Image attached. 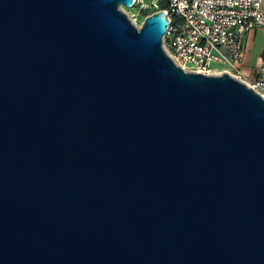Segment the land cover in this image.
Returning <instances> with one entry per match:
<instances>
[{
	"label": "water",
	"instance_id": "obj_1",
	"mask_svg": "<svg viewBox=\"0 0 264 264\" xmlns=\"http://www.w3.org/2000/svg\"><path fill=\"white\" fill-rule=\"evenodd\" d=\"M132 4L0 0V264H264V99Z\"/></svg>",
	"mask_w": 264,
	"mask_h": 264
},
{
	"label": "built area",
	"instance_id": "obj_2",
	"mask_svg": "<svg viewBox=\"0 0 264 264\" xmlns=\"http://www.w3.org/2000/svg\"><path fill=\"white\" fill-rule=\"evenodd\" d=\"M129 10L127 18L137 29L147 17L165 13L169 24L162 47L182 71L227 74L264 99V64L249 83L240 70L246 34L264 30L262 0H133Z\"/></svg>",
	"mask_w": 264,
	"mask_h": 264
},
{
	"label": "crops",
	"instance_id": "obj_3",
	"mask_svg": "<svg viewBox=\"0 0 264 264\" xmlns=\"http://www.w3.org/2000/svg\"><path fill=\"white\" fill-rule=\"evenodd\" d=\"M264 10V0H262ZM264 64V30L256 29L246 34L243 40V61L240 67L246 83L253 81Z\"/></svg>",
	"mask_w": 264,
	"mask_h": 264
},
{
	"label": "rangeland",
	"instance_id": "obj_4",
	"mask_svg": "<svg viewBox=\"0 0 264 264\" xmlns=\"http://www.w3.org/2000/svg\"><path fill=\"white\" fill-rule=\"evenodd\" d=\"M119 9H120V11H122L127 17H130V16L133 14V12H132L131 10L126 9V8H124V7H120Z\"/></svg>",
	"mask_w": 264,
	"mask_h": 264
}]
</instances>
